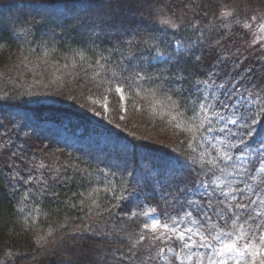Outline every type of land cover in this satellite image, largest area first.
<instances>
[{
    "label": "trees",
    "instance_id": "16d2710c",
    "mask_svg": "<svg viewBox=\"0 0 264 264\" xmlns=\"http://www.w3.org/2000/svg\"><path fill=\"white\" fill-rule=\"evenodd\" d=\"M263 19L264 0H0V264H168L173 237L144 223L190 197L201 225H223L224 197L209 208L197 188L217 155L209 142L234 158L264 137V45L252 41ZM201 104L214 106L212 132L187 130ZM232 108L238 123L219 132L215 114ZM244 169L264 193L257 161ZM254 201L242 191L225 204L254 229Z\"/></svg>",
    "mask_w": 264,
    "mask_h": 264
},
{
    "label": "snow or ice",
    "instance_id": "6c2138e0",
    "mask_svg": "<svg viewBox=\"0 0 264 264\" xmlns=\"http://www.w3.org/2000/svg\"><path fill=\"white\" fill-rule=\"evenodd\" d=\"M223 15L227 16L230 15V13L225 12L223 13ZM164 23L169 24L174 28L176 27V24L171 20H165ZM140 43L149 44V42L144 39H141ZM129 44L135 46L132 41H129ZM149 46L156 47L155 44H150ZM193 47H195V45H193ZM176 54L177 56L192 55V50L190 48L184 47L183 45H178ZM194 59L196 61H199L201 57L194 56ZM173 78L177 81L187 79L186 75L181 69H177L175 71V73L173 74ZM140 79H144V77H140ZM203 83L209 84V81L205 80L203 81ZM209 87H211V84H209ZM221 87H223V85H221ZM171 91L176 95H180V92L175 88H172ZM115 92L120 95L121 100L125 99L123 87L117 86L115 88ZM171 98L172 97L169 96V99ZM210 107L214 106L208 104L200 105V111L203 115L202 117H197L194 114L192 115L189 125L187 126L188 131H214L212 127L213 120L207 115V110ZM242 107L243 105H240L237 108V112H239V120L244 121L245 123L253 121L255 119L253 115H248L245 112H240V108ZM105 111H107V106H105ZM262 115H264V112H262ZM215 116L217 120H225V117L220 115L219 113H216ZM197 120L199 121L198 123L196 122ZM227 122L236 125L238 123V119L229 117L227 118ZM177 127L179 128L180 125L178 124ZM219 131L224 132L225 129L221 127ZM229 134H232L230 130ZM220 144L224 149L222 154L215 143L209 142V146L216 152L217 155L213 157V159L207 161V163L212 166L205 173L206 175L210 173L209 182L202 183L200 185V187H204L206 189L204 195H207L209 198V208L213 207L211 201L212 196L215 194V188L224 185L228 189L227 191H224L222 189L220 192V196H223L224 199H217V204L222 205L223 207H220L218 210L213 209V215H215L218 220L223 221L224 224L221 225L219 223H213L210 225H201V227L204 228V232L200 233V238L204 242V246H210L212 241L218 242L220 245V247L218 248L213 246L214 255L209 259V264H228L227 258L229 256L235 261V264H242V262H244V264H248L247 261H244V257L246 254L252 256L253 258L261 257L259 264H264V224L257 225V227L252 232H249L245 227L246 224L250 226L249 219L247 217L241 218L238 213H233L231 208L227 204H225V200L229 198V195L232 191L231 183L228 181V176H230L231 173L228 172V170L224 166L218 165L216 161H232L233 157L230 155L228 150L229 144L225 141H220ZM192 151L195 152L196 149L192 148ZM193 159L195 160V158ZM41 167H43V165H41ZM261 171H264V169H261ZM217 172H219L220 174L217 175ZM207 189H212L211 194L207 191ZM189 203L195 202L189 201ZM236 207H238L241 211H247L246 207L242 204L236 205ZM21 211H23V209H21ZM152 211L154 212L155 210L153 209ZM132 215L135 216L137 215V213H133ZM144 215L147 217L149 213L145 212ZM187 215L191 216L192 213L189 212L187 213ZM204 215L208 220H211V216H208L207 213H205ZM249 215H251V213H249ZM256 215H260V213H256ZM159 225L160 222L158 220L152 219L150 225L147 222L144 223V228L148 229L150 227L153 231H155L158 229ZM165 227H167V225H165ZM228 227H230L232 230H226ZM196 231L200 232V229L197 228ZM187 232L192 233L193 228H188ZM205 233H207V235H205ZM179 239H185V234L183 232L179 233ZM252 264H255V259L252 260Z\"/></svg>",
    "mask_w": 264,
    "mask_h": 264
},
{
    "label": "rangeland",
    "instance_id": "374dc122",
    "mask_svg": "<svg viewBox=\"0 0 264 264\" xmlns=\"http://www.w3.org/2000/svg\"><path fill=\"white\" fill-rule=\"evenodd\" d=\"M252 38V41L254 42L253 44L264 45V19L254 27ZM232 109L233 110L231 111H222L223 113L221 115L225 117V120H218L216 123H214L218 129L221 127L225 129L224 125L226 126L231 124L230 122H227V118H237L236 111L234 108ZM218 113L220 114L221 112ZM255 125L257 126L258 124L256 123ZM258 145H254L253 147L249 146L242 153H237L232 161L229 162L231 165L227 168V170L231 173V175L228 176V181L231 183L232 191L227 201L233 202L238 196H240L242 191L245 192L247 197L252 196L259 202L261 199L264 200V193H256L250 185L246 183L244 184L243 180L245 174L244 167L252 159L257 161V171L262 173L264 172L261 171V169H264V137L261 139ZM222 189L224 191L228 190L226 186L221 185L215 188V193L220 195ZM209 190L212 191V189ZM205 191L206 189L204 187L199 186L197 188V193L199 194ZM189 201H194L195 203H189ZM188 204L190 208L187 207L183 212L172 215L164 223H160V230L158 234L163 235L165 239L167 235H169V238L173 237L174 239L173 242L169 241L164 245L160 252V257L162 261L167 262L168 264H209V259L214 255L213 246L218 248L220 245L218 242L212 241L210 246H204V242L200 238V233L204 232V229L201 228L200 221L193 213V209H195L198 201L194 197H190ZM253 208L257 213H260L264 216V203H261L259 206H257L256 202L254 201ZM189 212L192 213L191 216L187 215ZM152 219L160 221V217L158 216H154ZM261 224H264V220L261 221L259 225ZM165 225H167V227H165ZM245 227L249 232H252L257 226L253 229L248 224H246ZM188 228H193V232L188 233ZM197 228L200 229V232L196 231ZM226 230L231 231L232 229L228 227ZM181 232L185 234L184 240L179 239V233ZM205 235H207V233H205ZM227 259L228 264H235V261L230 256ZM253 259H255V264H259L261 257L253 258L248 254H246L244 257V261H247L248 264H252ZM242 264H244V262H242Z\"/></svg>",
    "mask_w": 264,
    "mask_h": 264
}]
</instances>
